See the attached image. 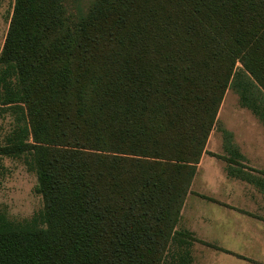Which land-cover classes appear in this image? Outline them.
Here are the masks:
<instances>
[{"label":"trees","instance_id":"trees-1","mask_svg":"<svg viewBox=\"0 0 264 264\" xmlns=\"http://www.w3.org/2000/svg\"><path fill=\"white\" fill-rule=\"evenodd\" d=\"M228 89L264 125V0H14L0 157L35 173L43 225L0 210V264H193L174 246L202 156L264 193L230 131L207 152Z\"/></svg>","mask_w":264,"mask_h":264},{"label":"rangeland","instance_id":"rangeland-1","mask_svg":"<svg viewBox=\"0 0 264 264\" xmlns=\"http://www.w3.org/2000/svg\"><path fill=\"white\" fill-rule=\"evenodd\" d=\"M83 2L87 5L90 0ZM13 5L14 0H0V53ZM10 128V115L0 114V144L4 142ZM223 130L232 133L233 144L246 156V159L241 160L245 166L264 170V125L249 109L240 106L238 95L232 89H228L224 96L217 126L213 129L206 148L207 152L229 157L231 154L224 147ZM225 145L229 146V143ZM206 155L211 160L214 158L209 153ZM217 163V166L207 165L210 189L201 194L210 199H204L206 201L199 209L202 216L229 222L231 232L223 238H203L206 241L204 244L197 242L196 263L264 264V195L254 186L242 181H223L218 175L219 169L222 171L228 163L224 159H218ZM203 174L204 171H201L194 183L195 191L202 188ZM36 183L35 173L28 169L23 159L0 157V210L22 224L43 225L41 213L44 203L42 196L35 192ZM204 204L209 205V209ZM215 225L210 223L209 229L213 232ZM205 226L203 222L198 225L201 233Z\"/></svg>","mask_w":264,"mask_h":264},{"label":"crops","instance_id":"crops-1","mask_svg":"<svg viewBox=\"0 0 264 264\" xmlns=\"http://www.w3.org/2000/svg\"><path fill=\"white\" fill-rule=\"evenodd\" d=\"M206 154H208V153H205L202 156V159L198 165V172H197V174L193 180L190 193L187 195V198H186L185 203L183 205L182 212H181V218H180V221H179L178 226H177L178 231L188 232L189 234H191V236L195 240L191 241L189 238L185 239L184 237L177 235L176 240H175V246H174V251L180 252L182 249H184L185 246H187L186 241H188L189 242L188 243L189 252H190V255L192 257V263L193 264H197L196 258H195V249L197 247V245H196L197 242L204 244V242H206V241L203 238H212V237L213 238H216V237L223 238L229 234V231L231 232V224L229 222H226L224 220L221 222V221H218L217 218H213V220H212L211 216H204V215L202 216V211L199 209V207H203L202 205L206 201L204 199H210V198H207L205 196V194H201L205 190L210 189V187L208 186L210 184V174L208 173L207 165L211 166V164L212 165L215 164L217 166L218 165L217 160L220 159L218 157L212 156L214 158L211 160V158L209 159V157H207ZM217 169H219V168L217 167ZM256 170H263V169L256 168ZM201 171H204V174L202 175L203 185H202V188L200 191H195L194 190V186H195L194 183H195L199 173H201ZM219 171H220V173H218V175L221 176L223 181L237 180V181H242L248 185L254 186L252 183H250L248 181L238 179V178H234V177H228L225 168L222 169V171H221V169H219ZM252 173L256 176L259 175L258 173L253 172V171H252ZM255 188L257 189L258 192H260L261 194L264 195V193H262L257 187H255ZM192 197L194 199H192ZM201 198H203V199H201ZM204 205L209 209V207H210L209 205H206V204H204ZM201 222L206 224V226L202 228V233L200 232L199 227H198V225L200 226ZM210 223L216 224L214 232L211 229H209ZM173 264H174V262H173Z\"/></svg>","mask_w":264,"mask_h":264}]
</instances>
